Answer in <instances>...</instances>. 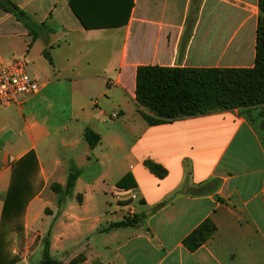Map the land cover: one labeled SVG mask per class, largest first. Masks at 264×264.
<instances>
[{
  "label": "crops",
  "instance_id": "1",
  "mask_svg": "<svg viewBox=\"0 0 264 264\" xmlns=\"http://www.w3.org/2000/svg\"><path fill=\"white\" fill-rule=\"evenodd\" d=\"M12 1L38 33L0 8V60L22 58L40 87L0 107V232L13 168L33 151L41 185L24 209L25 242L49 232L64 264H264V147L242 110L149 125L134 92L141 65L252 67L257 0ZM74 170L59 205L50 185ZM127 216L137 222L109 228ZM205 219L215 232L188 251L183 238Z\"/></svg>",
  "mask_w": 264,
  "mask_h": 264
},
{
  "label": "trees",
  "instance_id": "2",
  "mask_svg": "<svg viewBox=\"0 0 264 264\" xmlns=\"http://www.w3.org/2000/svg\"><path fill=\"white\" fill-rule=\"evenodd\" d=\"M128 3L125 9H129ZM258 14L255 37V56L252 67L249 68H219V67H181L141 65L135 73V100L139 112L149 125L169 123L179 118L207 115L225 110L240 109L245 111L248 122L257 131L264 147V0H257ZM0 8L12 14L30 32L32 39L37 37L38 30L32 25L26 12L12 0H0ZM127 16V12H126ZM81 24L88 28L90 25L79 18ZM126 22H113L121 25ZM45 56L48 55L45 53ZM256 111L253 117L252 112ZM258 120V127L255 125ZM84 137L90 145L99 141V136L92 130L86 129ZM29 164L37 168L33 151L21 157L13 168V180L3 201L1 232H0V264H10L4 249L2 229L4 222L13 220L25 209L26 198L20 180L22 173ZM146 166L156 175L161 176L164 170L155 163L145 161ZM77 171L69 172L65 185L57 183L50 185L57 195V204H61L72 191L77 178ZM130 177L123 176L118 184H124ZM137 222L135 216L124 217L113 222L109 228L125 227ZM216 230L210 219H205L182 240L188 251L201 246ZM49 232L42 241L41 257L37 264H64L50 255ZM83 257L79 256L68 264H78Z\"/></svg>",
  "mask_w": 264,
  "mask_h": 264
},
{
  "label": "rangeland",
  "instance_id": "3",
  "mask_svg": "<svg viewBox=\"0 0 264 264\" xmlns=\"http://www.w3.org/2000/svg\"><path fill=\"white\" fill-rule=\"evenodd\" d=\"M242 115H245V111H241ZM252 116L254 117L256 114V111L252 112ZM255 125L257 128H259L258 125V120H255ZM38 169L33 166V164H29L27 169L23 171L22 173V179L20 180V184L22 186L23 191L25 192V195L30 194L29 196L31 197L32 192L34 189L37 187H40L41 181L39 178L38 174ZM50 191L48 189L46 190L45 194H48ZM30 197L25 196L26 202L29 201ZM62 203V202H61ZM112 203V201H111ZM109 203L108 205L110 206ZM113 204V203H112ZM60 205V202H59ZM24 212L21 213V215L14 216L13 220H7L4 222L3 229H2V234L4 236L5 242H4V249L6 252L5 257L9 260L10 264H13L15 260L18 258L19 253L21 254H28V256L31 255L32 261L29 262V264H37V258L40 259L41 257V248H42V241L44 239V235L46 231L43 232V238H37V234H35L33 231L31 232L32 238L29 244L25 242V231L23 228L22 224V218H23ZM30 235V234H29ZM35 236V237H34ZM40 243V244H38ZM16 247V248H15ZM16 249V250H14ZM27 260V259H26ZM28 261V260H27Z\"/></svg>",
  "mask_w": 264,
  "mask_h": 264
},
{
  "label": "built area",
  "instance_id": "4",
  "mask_svg": "<svg viewBox=\"0 0 264 264\" xmlns=\"http://www.w3.org/2000/svg\"><path fill=\"white\" fill-rule=\"evenodd\" d=\"M40 82L25 70L22 58L12 57L4 62L0 60V107L14 105L19 96H28L39 90ZM119 201L125 200L121 193L114 195Z\"/></svg>",
  "mask_w": 264,
  "mask_h": 264
}]
</instances>
